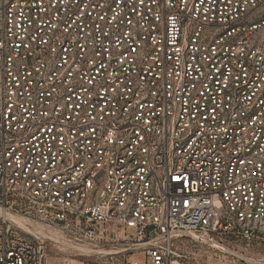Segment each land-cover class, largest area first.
Listing matches in <instances>:
<instances>
[{
	"label": "built area",
	"instance_id": "2783aa9c",
	"mask_svg": "<svg viewBox=\"0 0 264 264\" xmlns=\"http://www.w3.org/2000/svg\"><path fill=\"white\" fill-rule=\"evenodd\" d=\"M0 210L103 264H262L183 240L264 246V0H0ZM46 240L0 213V264Z\"/></svg>",
	"mask_w": 264,
	"mask_h": 264
},
{
	"label": "rangeland",
	"instance_id": "374dc122",
	"mask_svg": "<svg viewBox=\"0 0 264 264\" xmlns=\"http://www.w3.org/2000/svg\"><path fill=\"white\" fill-rule=\"evenodd\" d=\"M55 235L63 236L58 233ZM45 239H47L46 243L48 247V259L53 264H103V262L106 259L105 256L107 254L105 252H100L98 254L89 253V252L86 253L80 252L71 248H67V247L64 248L63 246H59L58 244H55L53 241H51L48 238ZM106 241L107 242H105L103 246H99L100 248H103L105 251L123 248V246H121L120 241H115L112 236H107ZM183 242L186 246H188V249L192 251H199L202 254L204 251H208L209 255L215 252V250L212 249V247H207L204 245H195V243L192 242L190 239H184ZM227 245H231V244H227ZM87 247H91V246H87ZM234 249H236L238 252L239 251L243 253L245 252V256H248L255 260L258 259L257 263H264V246L261 244L253 245L247 250L243 249V245L234 246ZM128 258L130 260L141 262L143 260V254L142 252L131 253L128 255Z\"/></svg>",
	"mask_w": 264,
	"mask_h": 264
},
{
	"label": "bare ground",
	"instance_id": "6f19581e",
	"mask_svg": "<svg viewBox=\"0 0 264 264\" xmlns=\"http://www.w3.org/2000/svg\"><path fill=\"white\" fill-rule=\"evenodd\" d=\"M0 213L6 215V217L9 218L10 220H12L18 226V228H20L21 230L28 232L30 234L39 235V236H41V238H48L51 241H53L55 244H58L59 246H63L64 248L67 247V248H71V249H74V250H77L80 252H85V253L89 252V253H94V254L95 253L98 254L100 252H105L107 255L124 251L123 248H120L117 250L115 249V250H106L105 251L103 248H100V247H98V248L87 247L85 245H81V244H78L75 242H70V241H67V240L60 238L59 236L55 235V233H49V232L45 231L41 226L35 224L34 222H32L30 219H28L25 216L13 214L9 211H7L5 213L3 210H0ZM206 242H209V246L216 248V249H219V250H222V251H224L228 254L234 255L238 258H241L246 262H250V263H257L258 262L257 261L258 259L255 260L253 258L245 256L244 254L229 248L225 244L218 243L214 240H211V241L206 240ZM262 264H264V263H262Z\"/></svg>",
	"mask_w": 264,
	"mask_h": 264
}]
</instances>
